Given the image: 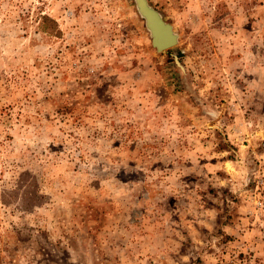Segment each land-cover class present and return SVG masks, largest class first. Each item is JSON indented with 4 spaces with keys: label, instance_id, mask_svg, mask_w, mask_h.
<instances>
[{
    "label": "rangeland",
    "instance_id": "1",
    "mask_svg": "<svg viewBox=\"0 0 264 264\" xmlns=\"http://www.w3.org/2000/svg\"><path fill=\"white\" fill-rule=\"evenodd\" d=\"M147 1L0 0V264H264V0Z\"/></svg>",
    "mask_w": 264,
    "mask_h": 264
},
{
    "label": "water",
    "instance_id": "2",
    "mask_svg": "<svg viewBox=\"0 0 264 264\" xmlns=\"http://www.w3.org/2000/svg\"><path fill=\"white\" fill-rule=\"evenodd\" d=\"M137 13L143 19L145 28L150 37V43L157 52L173 46L176 43V34L171 25L163 20L159 12L147 0H133ZM175 63L178 64L176 58Z\"/></svg>",
    "mask_w": 264,
    "mask_h": 264
},
{
    "label": "built area",
    "instance_id": "3",
    "mask_svg": "<svg viewBox=\"0 0 264 264\" xmlns=\"http://www.w3.org/2000/svg\"><path fill=\"white\" fill-rule=\"evenodd\" d=\"M232 264H235V263H232Z\"/></svg>",
    "mask_w": 264,
    "mask_h": 264
}]
</instances>
